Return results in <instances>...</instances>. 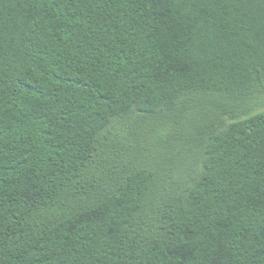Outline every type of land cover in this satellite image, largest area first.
Segmentation results:
<instances>
[{
    "label": "trees",
    "instance_id": "trees-1",
    "mask_svg": "<svg viewBox=\"0 0 264 264\" xmlns=\"http://www.w3.org/2000/svg\"><path fill=\"white\" fill-rule=\"evenodd\" d=\"M0 264H264V0H0Z\"/></svg>",
    "mask_w": 264,
    "mask_h": 264
}]
</instances>
